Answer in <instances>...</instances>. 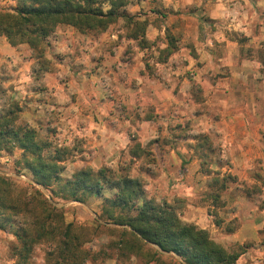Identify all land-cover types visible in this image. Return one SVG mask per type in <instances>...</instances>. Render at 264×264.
Segmentation results:
<instances>
[{
	"label": "rangeland",
	"instance_id": "rangeland-1",
	"mask_svg": "<svg viewBox=\"0 0 264 264\" xmlns=\"http://www.w3.org/2000/svg\"><path fill=\"white\" fill-rule=\"evenodd\" d=\"M101 1L105 9H109V0ZM230 1L232 6L239 3L238 0ZM128 3L127 13L147 24L145 41L129 37L134 29L124 18L100 34L60 26L42 50L27 44L12 47L5 37H0L16 50L13 55H2L0 51V116L14 119L17 126L26 124L35 129L50 146L48 157L57 150H67L60 163L65 180L84 169L98 171L108 168L112 171L127 167L134 177L142 180L149 198L158 204L172 206L184 223L196 225L186 218V205L177 198L174 188L176 182H186V164L174 165V180L170 179L168 183L164 180L163 183L159 179L162 171L169 172L170 165L160 160L166 148H178V140L194 136L185 122L180 124L175 118L177 109H173L174 106L167 107L165 113L156 109L164 101L162 92L174 88L178 79L193 81L194 75L202 71L196 45L207 48L209 41L220 45L216 35L218 26L227 28L232 21L226 23L204 18L200 21L199 33L193 37L186 35L187 20L175 19L198 11L197 4L182 6V0H128ZM18 6L19 0H0V10L11 11ZM260 7L263 9L259 11L264 15V6ZM198 23L199 20L195 21V27ZM262 24L264 19L256 27L257 33H260ZM227 29L226 39L240 45L242 57L257 60L261 74H264V35H254V31L251 37L245 32L230 34ZM42 51L47 59L44 70L41 68ZM184 53H189L194 60L193 66ZM216 75L227 76L226 73L204 72L202 78L213 82ZM190 87L196 102L204 100L196 84L191 83ZM195 140V145H203V149H195L204 161L200 172L210 176L208 184L212 188L202 195V201L208 202L210 223L225 234L204 230L229 252L240 254L237 264H264V228L260 242L250 239L243 244H227L222 239L236 232L239 222L237 219L226 222L220 216L227 210L226 196L233 186L255 204L258 213L264 210V178L261 176L264 163L257 166V184L249 187L238 182L232 174L222 177L221 171L214 172L212 160L216 155L223 159L222 149H213V144L201 136ZM22 154L20 149L13 153L2 152L0 175L14 181L19 189L30 185L35 187L50 202L49 193L39 187L32 171L20 162ZM111 193L107 189L105 197L109 198ZM51 201L62 205L56 207L64 210L66 224H72L79 232L89 235L86 249L92 253L104 250L110 255V258H100L88 264H141L135 259L119 258L117 252L109 249L110 234L99 230L92 235L104 198H91L87 204ZM6 227L0 229V264H16L12 249L18 245L13 235L17 228ZM49 251L46 244L36 246L31 264H52L53 261H47ZM166 261L170 263V260Z\"/></svg>",
	"mask_w": 264,
	"mask_h": 264
},
{
	"label": "trees",
	"instance_id": "trees-1",
	"mask_svg": "<svg viewBox=\"0 0 264 264\" xmlns=\"http://www.w3.org/2000/svg\"><path fill=\"white\" fill-rule=\"evenodd\" d=\"M128 4V0H109L106 10L101 0H19L16 9L0 10V37L12 47L27 44L42 50L60 26L100 34L124 18L134 29L129 37L145 41L147 24L127 13ZM40 58L44 70V51ZM262 60L264 66V57ZM16 149L23 151L20 162L32 171L34 181L51 200L87 204L91 198L105 199L92 235L99 230L110 234L108 248L119 258L141 264H237L239 253L216 243L206 230L184 223L172 206L149 198L142 180L129 168L84 169L65 180L60 163L67 150L48 157L50 146L35 129L0 116V154ZM107 189L112 192L109 198L105 197ZM6 226L17 228L13 235L18 245L12 249L16 264H31L35 247L41 244L50 248L47 261L52 264H88L110 258L104 250L92 253L86 249L89 235L66 224L64 210L52 205L40 190L31 185L19 189L0 175V229Z\"/></svg>",
	"mask_w": 264,
	"mask_h": 264
},
{
	"label": "crops",
	"instance_id": "crops-1",
	"mask_svg": "<svg viewBox=\"0 0 264 264\" xmlns=\"http://www.w3.org/2000/svg\"><path fill=\"white\" fill-rule=\"evenodd\" d=\"M182 1L184 2L182 6L197 4L200 7L198 11L190 15L176 17V21L187 20L186 35L193 37L197 35L200 31V21L204 18L226 23L227 20H231L232 25H229L228 29L218 26L216 35L219 36L218 44L220 45L213 41H209L207 48L196 45V52L200 56L198 62L201 63L202 71L194 75L193 81L186 78L178 79L174 88L168 89L166 93L162 92L164 101L157 105L159 108L156 110L159 113H165L167 107L174 106L173 109H177L175 118L180 124L185 122L190 134L194 137L178 140L176 144L178 148H166L167 151L160 160L170 165L169 172L162 171L159 179L162 182L166 180L167 183L170 179L174 180L176 178L173 172L174 165L186 164V182L174 183L177 198L186 205V218L203 229H208L212 233L218 231L223 235L225 233L222 230H218L210 223L207 215L208 202L202 201V195L212 188L208 184L210 176L200 172L204 161L200 155L196 154L195 149H203V145H195V139L201 136L213 144V149H222L223 159L216 155L214 161L212 160L214 172L221 171L222 177L232 174L238 182H243L249 187L257 184V166L261 162L264 163V74H261V67L257 60L247 56L242 57L240 45L226 39V29L230 34L233 31L239 34L245 32L251 37L253 31L256 32V27L264 19L263 11H259L263 9L260 6H264V0L260 3L257 0H238L239 3L233 6L230 0ZM198 20L199 23L195 27V21ZM220 29L224 30L221 32ZM256 34L264 35V24L260 33H254ZM252 41L250 40L251 43ZM0 51L2 55L16 54V50L3 38H0ZM183 55L186 60L190 59L189 63L193 66L194 60L189 53ZM204 72L226 73L227 76L223 78L216 75L217 78L210 82L209 79L202 78ZM191 83L198 86L204 100L196 102L193 98L194 92H191ZM158 98L161 97L158 96ZM261 176L264 178L263 171ZM226 199L227 210L221 212L220 216L226 222L237 219L239 228L230 236H225L222 241H227V244H243L250 239L260 242V234L264 228V210L258 213L255 204L242 196L235 186L230 189Z\"/></svg>",
	"mask_w": 264,
	"mask_h": 264
},
{
	"label": "water",
	"instance_id": "water-1",
	"mask_svg": "<svg viewBox=\"0 0 264 264\" xmlns=\"http://www.w3.org/2000/svg\"><path fill=\"white\" fill-rule=\"evenodd\" d=\"M39 187L45 192V190H44L41 186H39ZM50 202H51L53 205H55V206L62 207V205L55 204V203H53L51 200H50ZM156 249L159 250L161 253H163V254H165V255H169L168 253H165V252H163L162 250H160V248H158L157 246H156ZM177 259L181 260L179 257H177Z\"/></svg>",
	"mask_w": 264,
	"mask_h": 264
}]
</instances>
